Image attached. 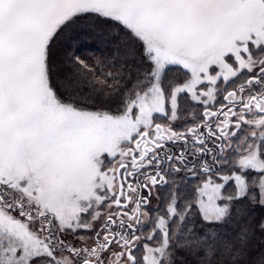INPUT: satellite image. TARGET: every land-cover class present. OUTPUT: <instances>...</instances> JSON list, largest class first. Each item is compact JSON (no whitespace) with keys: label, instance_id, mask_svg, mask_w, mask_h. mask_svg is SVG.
<instances>
[{"label":"snow or ice","instance_id":"6c2138e0","mask_svg":"<svg viewBox=\"0 0 264 264\" xmlns=\"http://www.w3.org/2000/svg\"><path fill=\"white\" fill-rule=\"evenodd\" d=\"M0 264H264V0H0Z\"/></svg>","mask_w":264,"mask_h":264}]
</instances>
